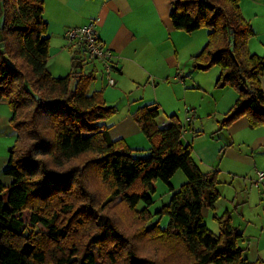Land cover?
<instances>
[{
  "label": "trees",
  "instance_id": "1",
  "mask_svg": "<svg viewBox=\"0 0 264 264\" xmlns=\"http://www.w3.org/2000/svg\"><path fill=\"white\" fill-rule=\"evenodd\" d=\"M44 13L43 0H0V100L17 132L3 172L11 182L0 184V264H264L245 256L230 212L215 215L219 235L206 225L203 209L221 198L219 172L201 171L176 116L160 129L158 104L133 115L151 144L149 156L136 157L111 138L104 122L117 108L102 91L90 93L97 73L84 71L85 50L68 76L50 73ZM170 18L186 34L209 30L194 69L219 67L216 87L238 94L216 133L243 117L263 127L264 57L249 49L256 33L241 0H174ZM179 170L187 182L175 190ZM157 181L171 198L152 214Z\"/></svg>",
  "mask_w": 264,
  "mask_h": 264
},
{
  "label": "crops",
  "instance_id": "2",
  "mask_svg": "<svg viewBox=\"0 0 264 264\" xmlns=\"http://www.w3.org/2000/svg\"><path fill=\"white\" fill-rule=\"evenodd\" d=\"M43 1L44 18L49 24L50 73L61 78L73 71L74 58L78 50L71 46L66 33L70 29L95 23L100 41L113 53V75L118 78V81L115 79L116 85L113 88L118 86V82L121 84V92L124 95L120 100L122 103L118 105L121 104L120 107L127 110L129 120L126 121L131 128H135L137 124L133 115L139 109L152 104L160 106V100L156 95L143 99L132 98L129 96L132 91L126 89L124 83L138 88L144 86V89H147L149 84L159 87L161 84L168 85L171 81L176 82L182 77L188 64L193 61V57L199 55L208 42V36L204 40L197 38L195 33L186 34L175 30L170 18L171 4L174 0ZM241 8L256 33L255 38L249 43V49L256 50L254 42L257 41L259 46H264V0H241ZM84 71L86 73L101 71L102 76L104 75L103 64L100 62L87 61ZM102 79L105 82L103 86L100 89H92L91 86L90 93L102 91L107 103H110L107 87L111 86H108L106 78ZM261 84L264 91V75L261 77ZM216 95L219 102L225 101V105L222 109L217 107L214 112L215 131L218 121L235 105L238 98L236 91L231 89L217 92ZM187 110L188 113L192 112L190 109ZM11 118L12 111L8 103L0 100V184L5 185L10 184L11 180L5 177L3 172L9 164V150L17 140V132L10 123ZM177 119L179 120L178 117ZM167 123H170V119L164 123L158 122L159 125ZM187 123L188 125L183 124L185 127L183 143L192 146L194 161L203 173L217 171L219 178H223L225 184L230 186L227 191L230 194L226 196L223 193L226 198H230L231 201L227 199L228 202L235 204L237 194L246 191L248 183L252 187L264 186L258 184L257 174V171L264 167L261 160L264 158V126L252 129L248 118L243 117L231 127L219 133H216L217 130L212 139L196 145V141L193 144L188 135L195 133L196 137H199L201 132L192 127L194 126L192 119H188ZM111 138L116 140L112 135ZM262 195L264 197V190ZM237 229L243 235L240 246L246 250L245 256L249 261H264V221L258 238H249L245 235V230Z\"/></svg>",
  "mask_w": 264,
  "mask_h": 264
},
{
  "label": "rangeland",
  "instance_id": "3",
  "mask_svg": "<svg viewBox=\"0 0 264 264\" xmlns=\"http://www.w3.org/2000/svg\"><path fill=\"white\" fill-rule=\"evenodd\" d=\"M194 33L197 38H204L205 40L208 36L209 30L201 29ZM256 42H254L256 50H252L251 53H256L257 55L264 57V46H259ZM220 73L221 70L219 67H213L207 71L195 70L192 61L186 67L182 77L176 82L171 81L168 85L161 84L159 87H155L153 84H149L147 89H144V86H141L140 88L133 87L127 82H125L124 85H126V89L132 91L131 94L128 93L132 98L143 99L155 95L159 98L161 108L158 122L164 123L169 121L172 114H176L182 124L188 125V119H192L194 125L192 127H195V129L201 133L199 134V137H196L195 133H190L188 138L193 141V144L194 141H196L195 144L197 145L201 142L212 139L213 134L218 130V127L216 131L214 130L216 127L214 112L217 107L218 109H222L223 105H225V101L219 102L216 93L223 92L225 89L234 90L230 87L223 89H218L216 87ZM102 77L105 78L104 75L102 76L101 71H99L97 73V80L92 85V89H100L101 86H103L102 84L105 82L102 81ZM113 78L118 81V78L115 75H113ZM72 87H75V81H73ZM121 91V84L119 82L116 88L107 87L109 102L114 103H107V105L117 106V112L104 123L109 128V132L114 139L124 140L128 147L135 150L134 155L136 157H147L150 155L151 144L137 124H135V128H131L127 123L128 112L126 109L124 110L123 107H120L121 104L118 105V103H122L120 100L122 99V95H124ZM187 109H190L192 112L188 113ZM213 130L214 132H212ZM261 160L264 165V158ZM263 169L264 167L259 169L257 174L258 172L264 173ZM186 182L187 179L184 173L179 170L171 179L170 184L178 190ZM155 188L156 192L152 195L154 203L149 208L152 214L158 211L164 204L168 203L171 198L170 186L166 183L157 181L155 183ZM229 188L230 186L225 184L223 178H219L218 189L221 193V198L212 211L208 208L204 209V220L206 225L211 232L215 235H219L220 226L215 219V215L220 217L226 213V211H229L235 228H239L242 231L245 230V235L249 238H258L260 235L261 224L264 221V197L262 195L264 186H260V188L257 186L252 187V185H249L248 183V189L237 194L235 204L228 202V200H231L230 198H226V196L230 194V192H227ZM223 193H225L226 196H224ZM119 202L120 201L117 200L111 207H114V205ZM144 208H146L145 204L140 203L137 209L142 210ZM22 219L27 221L28 214L26 213ZM155 221L156 220H154V222ZM165 224L166 219H163L161 225L165 227ZM37 230L43 229L42 227H38Z\"/></svg>",
  "mask_w": 264,
  "mask_h": 264
},
{
  "label": "built area",
  "instance_id": "4",
  "mask_svg": "<svg viewBox=\"0 0 264 264\" xmlns=\"http://www.w3.org/2000/svg\"><path fill=\"white\" fill-rule=\"evenodd\" d=\"M73 48L85 50V55L88 62H100L103 64L104 76L108 86L114 87L116 85L113 78L114 66L112 64L113 53L107 49L99 39V33L95 23L90 25L70 29L66 33ZM189 112V110H188ZM169 123L160 125V129L167 128ZM258 184L264 185V173L258 172Z\"/></svg>",
  "mask_w": 264,
  "mask_h": 264
}]
</instances>
